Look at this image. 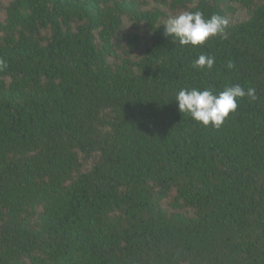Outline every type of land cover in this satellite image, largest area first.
<instances>
[{
    "label": "trees",
    "instance_id": "16d2710c",
    "mask_svg": "<svg viewBox=\"0 0 264 264\" xmlns=\"http://www.w3.org/2000/svg\"><path fill=\"white\" fill-rule=\"evenodd\" d=\"M158 3L0 0V264H264V0ZM236 84L219 129L174 100Z\"/></svg>",
    "mask_w": 264,
    "mask_h": 264
},
{
    "label": "clouds",
    "instance_id": "9594fccd",
    "mask_svg": "<svg viewBox=\"0 0 264 264\" xmlns=\"http://www.w3.org/2000/svg\"><path fill=\"white\" fill-rule=\"evenodd\" d=\"M227 25L228 21L224 17L213 14L206 18L199 10L184 11L170 16L164 24L166 36H171L181 46L193 47L203 45L210 38L223 34ZM214 64V57L200 54L192 66L211 70ZM227 67L232 68L233 64L229 62ZM245 97L255 99L254 89L245 90L236 84L215 93L208 88L203 90L182 88L175 95L174 100L178 103L181 114L189 115L204 127L219 129L230 113H235L238 101Z\"/></svg>",
    "mask_w": 264,
    "mask_h": 264
},
{
    "label": "rangeland",
    "instance_id": "374dc122",
    "mask_svg": "<svg viewBox=\"0 0 264 264\" xmlns=\"http://www.w3.org/2000/svg\"><path fill=\"white\" fill-rule=\"evenodd\" d=\"M11 0H2L3 4L4 5H8V3L10 2ZM145 2L148 3V6L146 7L147 10H152L153 8H157L159 7V3L158 1L159 0H143ZM0 19L3 20L4 19V14H1L0 15Z\"/></svg>",
    "mask_w": 264,
    "mask_h": 264
}]
</instances>
